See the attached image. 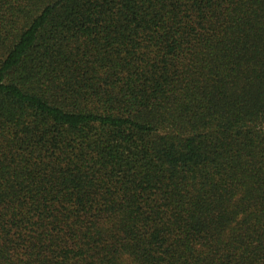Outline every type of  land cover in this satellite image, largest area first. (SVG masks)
Returning <instances> with one entry per match:
<instances>
[{
    "label": "trees",
    "instance_id": "1",
    "mask_svg": "<svg viewBox=\"0 0 264 264\" xmlns=\"http://www.w3.org/2000/svg\"><path fill=\"white\" fill-rule=\"evenodd\" d=\"M0 264H264V0H0Z\"/></svg>",
    "mask_w": 264,
    "mask_h": 264
}]
</instances>
